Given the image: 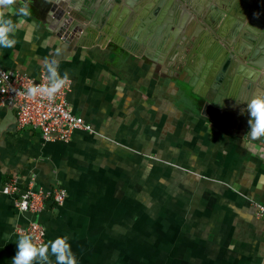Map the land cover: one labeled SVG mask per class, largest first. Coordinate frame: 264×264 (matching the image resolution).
Masks as SVG:
<instances>
[{"label":"crops","instance_id":"0c3cea01","mask_svg":"<svg viewBox=\"0 0 264 264\" xmlns=\"http://www.w3.org/2000/svg\"><path fill=\"white\" fill-rule=\"evenodd\" d=\"M108 4L96 0L99 11ZM50 5L31 0L17 43L0 49L1 67L46 72L60 43L45 18ZM146 60L109 43L75 48L57 71L70 80L71 110L94 132L75 131L67 142H44L33 130L0 136V264H11L24 235L18 228L33 220L44 226L45 242L68 235L78 264L263 262L264 218L253 202H264V136L242 135L229 119L203 121L201 102L196 112L168 107L161 86L171 77L152 76ZM151 77L160 91H152ZM239 97L251 99L247 92ZM4 113L0 105V120ZM10 177L22 186L32 177L37 187L63 186L65 201L57 206L48 198L39 211L18 213L1 192Z\"/></svg>","mask_w":264,"mask_h":264},{"label":"flooded vegetation","instance_id":"af4514ba","mask_svg":"<svg viewBox=\"0 0 264 264\" xmlns=\"http://www.w3.org/2000/svg\"><path fill=\"white\" fill-rule=\"evenodd\" d=\"M94 5L82 0L77 11L90 13ZM100 12L82 44H114L144 57L156 76L189 87L199 112L207 99L216 100L223 111L209 114H235L228 121L240 124L247 100L239 96L264 89V68L257 75L249 63L264 46V0H109Z\"/></svg>","mask_w":264,"mask_h":264},{"label":"built area","instance_id":"2783aa9c","mask_svg":"<svg viewBox=\"0 0 264 264\" xmlns=\"http://www.w3.org/2000/svg\"><path fill=\"white\" fill-rule=\"evenodd\" d=\"M47 78L45 73L35 77L22 72H10L0 66V105L6 102L13 107L17 130L36 131L44 142H67L78 130L94 132L92 125L70 108L71 83L68 78L52 98L40 94L26 95L30 84H47ZM33 179L34 177L22 186L16 177H10L1 185V192L13 197L18 213L39 211L48 198L57 206L63 205L67 194L63 186L44 189L37 187ZM253 207L256 217L264 218V202L254 201ZM18 232L29 234L37 246L45 242V229L38 221L28 222L25 227L18 228ZM261 264H264V260Z\"/></svg>","mask_w":264,"mask_h":264},{"label":"clouds","instance_id":"9594fccd","mask_svg":"<svg viewBox=\"0 0 264 264\" xmlns=\"http://www.w3.org/2000/svg\"><path fill=\"white\" fill-rule=\"evenodd\" d=\"M30 2L31 0H0V49L12 48L17 43L19 18L31 15ZM47 72V84H30L26 95L40 94L52 98L64 85L67 76L59 75L55 62L47 66ZM246 109L250 126L249 137L264 136V95L253 96L246 102ZM243 113L244 109H241V114ZM15 243L16 252L11 257V264H50V257H54L55 264H78L66 234L38 246L29 234H24Z\"/></svg>","mask_w":264,"mask_h":264},{"label":"water","instance_id":"95a60500","mask_svg":"<svg viewBox=\"0 0 264 264\" xmlns=\"http://www.w3.org/2000/svg\"><path fill=\"white\" fill-rule=\"evenodd\" d=\"M51 1V5L48 10V14L51 16L46 15L45 18L48 22V26L51 29V31L54 32V35L60 40V43L58 45V48L53 53L51 58L48 61V65L52 62H55V66L57 68L58 61L68 56L70 53L74 52L75 48L80 47H91L92 45H99L97 42L86 45L82 44L81 37L86 33V28H88V24H92L93 20L98 17V15L101 13L100 6L97 7L94 5L93 8H91L90 13L85 12H79L77 9L79 8L80 1L81 0H49ZM75 12L82 13L83 17H80L79 15H75ZM109 36V35H108ZM107 36V37H108ZM109 38V37H108ZM107 38V39H108ZM112 40L116 41L119 45H124L123 43L115 40L112 38ZM261 48L255 49L254 52V59L250 60V64L253 65L255 68V72L257 75H260L261 70L264 68V46H261ZM254 70V69H253ZM45 74L48 76V72L46 70ZM252 98V97H251ZM5 107V113L3 117L0 120V136L3 135L6 131L14 132L16 131V122H15V115H14V109L10 105H8L6 102L3 105ZM207 110L211 111H217L222 112L223 109L219 106L218 101H211L207 99L202 107L200 114L204 117H208V119L215 120L216 122L225 121L227 119L234 118L236 119L235 114H224L220 118H216L214 116H211ZM243 122L238 124V120L235 122L234 129L238 132H241L242 135H247L250 132V126L248 124V114L247 110L244 112V116L241 117ZM220 123V122H219ZM229 128H227L228 130Z\"/></svg>","mask_w":264,"mask_h":264},{"label":"rangeland","instance_id":"374dc122","mask_svg":"<svg viewBox=\"0 0 264 264\" xmlns=\"http://www.w3.org/2000/svg\"><path fill=\"white\" fill-rule=\"evenodd\" d=\"M113 45V44H110ZM114 48L113 46H110L109 48H107V52H110V50ZM122 51V50H121ZM111 53V52H110ZM123 56L128 55L125 51H122ZM146 60V59H145ZM147 61V60H146ZM148 63V61H147ZM143 69H141L140 71L142 72ZM144 71V70H143ZM152 76L156 77L155 72H152ZM154 80H158V79H154L153 77H151V83H150V87L152 89V91H160V89H154V84H157L158 82H154ZM170 81H173V83H170ZM161 94L163 95V97L166 99L165 102L167 103V106L170 107L171 103H175L178 107L181 106V108L185 109V110H191L193 109L196 112V107L198 105V101L194 100L192 98V96H190V93L188 91V89H190L189 87L185 86V85H181L178 84L173 78L169 79L167 78L165 80V84H163V86H161ZM158 88V87H156ZM162 97V98H163ZM195 107V108H194ZM199 114V113H198ZM202 117L203 121L204 118L202 115H199ZM199 117V118H201ZM168 130H171L172 128H169V125L167 127ZM174 129V127H173ZM172 129V130H173ZM152 134H153V129H152ZM174 134L173 133H168V141H171V137H173ZM174 143V142H173ZM170 144V142H169ZM174 144H170V146L167 148V152L166 155L168 156V158H172L174 155V146H172ZM149 156H153L152 154H147Z\"/></svg>","mask_w":264,"mask_h":264},{"label":"trees","instance_id":"16d2710c","mask_svg":"<svg viewBox=\"0 0 264 264\" xmlns=\"http://www.w3.org/2000/svg\"><path fill=\"white\" fill-rule=\"evenodd\" d=\"M5 173H7V172H5Z\"/></svg>","mask_w":264,"mask_h":264}]
</instances>
